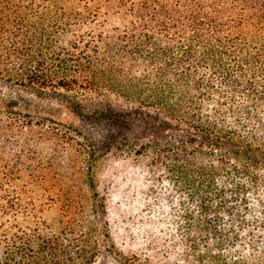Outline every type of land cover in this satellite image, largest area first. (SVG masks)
<instances>
[{
    "label": "trees",
    "instance_id": "obj_1",
    "mask_svg": "<svg viewBox=\"0 0 264 264\" xmlns=\"http://www.w3.org/2000/svg\"><path fill=\"white\" fill-rule=\"evenodd\" d=\"M57 2L0 0V198L25 176L20 189L36 185L46 203H61L69 231L21 232L0 264H93V229L78 228L82 184L93 187L94 160L113 144L151 154L185 190L179 263L264 264V0H113L111 14L128 20L111 33L89 28L108 11L85 16ZM61 92L75 115L103 118L99 140L73 123L57 127L39 100ZM85 92L120 96L135 115L110 106L83 114L75 99ZM138 126L149 136L125 139ZM50 141L70 151L66 170L42 156L25 166L19 152Z\"/></svg>",
    "mask_w": 264,
    "mask_h": 264
},
{
    "label": "rangeland",
    "instance_id": "obj_2",
    "mask_svg": "<svg viewBox=\"0 0 264 264\" xmlns=\"http://www.w3.org/2000/svg\"><path fill=\"white\" fill-rule=\"evenodd\" d=\"M112 1L58 0L57 3L65 12H79L85 16L96 11H108V15L93 19L89 28L98 31L104 24L103 29L111 33L113 25L128 20V17L122 19L120 14H111L114 11ZM49 94L44 95L39 102L45 106L50 105L46 110L50 118L58 123L57 127L61 129L73 123L95 140L101 138L107 126L103 118L92 120L94 122L85 121L81 115L71 112L75 107L69 93H58L56 97L59 99ZM30 97L35 102L38 100ZM65 100L66 104L62 105L61 102ZM75 101L83 106V114L94 115V110L110 106L116 114L128 119L135 115L129 112L135 106L111 93L97 96L85 92L77 96ZM29 108L34 110L33 106ZM142 129L138 126L131 132L130 128L125 139L130 142V139L140 136V143L144 137L149 136V133L141 136ZM6 150L9 154L18 152L16 146L9 145ZM99 152L91 170L93 187L90 189L88 184L83 183L87 177L76 175V180L83 183V191L87 193L83 198V213L78 215L79 219L82 218L78 228L86 230L91 225L93 229L90 236L95 250L93 264H181L177 254L184 243L182 215L187 208V200L182 194H185V190L166 175L161 163L153 160L151 154L127 155L124 150L120 152L115 144L105 154ZM19 153L23 159L25 156L30 159H25V166L29 161L36 164L42 156L45 162L48 161L53 167L59 165L63 171L66 170L70 156L66 144L56 141H50L49 145L43 147L37 145L35 150L28 151L25 148ZM25 182L24 176L14 191L11 189L13 186L4 184V193L7 195L0 198V261L7 246L21 232L36 238L37 234L49 235L60 228H64L65 233L69 231L61 216V203H46L47 193L36 185L28 184L20 189ZM64 234H61L62 240L67 241ZM76 236L81 240L84 238L83 235L79 236V231Z\"/></svg>",
    "mask_w": 264,
    "mask_h": 264
}]
</instances>
